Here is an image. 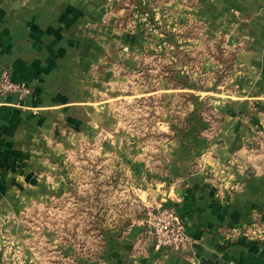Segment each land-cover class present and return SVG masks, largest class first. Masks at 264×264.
I'll return each mask as SVG.
<instances>
[{
    "label": "crops",
    "instance_id": "1",
    "mask_svg": "<svg viewBox=\"0 0 264 264\" xmlns=\"http://www.w3.org/2000/svg\"><path fill=\"white\" fill-rule=\"evenodd\" d=\"M4 69L30 93L0 96V264L77 193L100 211L78 246L49 232L66 264H264V0H0Z\"/></svg>",
    "mask_w": 264,
    "mask_h": 264
},
{
    "label": "rangeland",
    "instance_id": "2",
    "mask_svg": "<svg viewBox=\"0 0 264 264\" xmlns=\"http://www.w3.org/2000/svg\"><path fill=\"white\" fill-rule=\"evenodd\" d=\"M140 109L142 110V108ZM139 113L142 112L139 111ZM105 191L106 190H103L102 192L104 195L101 194L102 198H105V200L108 201H119V198H114L112 192L106 193ZM95 196V194L81 196L77 193L72 196L71 199L70 197L62 198L61 200H58L55 205H51L49 209L45 208L40 211L41 216L38 223H35L33 226L34 228L32 227L31 221H26L23 229L24 231H29L27 237H21L19 235L20 233H17L13 235L14 237L9 239L11 246H17L18 260L20 262L24 260H32L33 264H66L70 261L76 260L78 255L63 254V252L58 249L54 252V245L51 244L48 236L51 233H56L62 245L72 244L78 246L82 243L81 240H83L85 234L87 233L89 235L91 234L90 232L93 231V228L91 227L94 225L90 222V219L98 213L100 208L95 204L97 200L94 198ZM91 198L93 199L90 202ZM80 200L84 203L83 206H80ZM109 210L110 208L106 206L104 213L107 211L109 212ZM14 224L15 225L13 226H16L15 222ZM33 231L35 233L34 238H32ZM17 235L18 237H15ZM84 243L85 242L83 241V244Z\"/></svg>",
    "mask_w": 264,
    "mask_h": 264
},
{
    "label": "built area",
    "instance_id": "3",
    "mask_svg": "<svg viewBox=\"0 0 264 264\" xmlns=\"http://www.w3.org/2000/svg\"><path fill=\"white\" fill-rule=\"evenodd\" d=\"M13 92L20 93L24 97L30 93V89L14 82L10 70L4 69L0 76V96ZM145 226L157 250L166 253H183L191 244L182 221L174 209L162 208L150 212Z\"/></svg>",
    "mask_w": 264,
    "mask_h": 264
}]
</instances>
